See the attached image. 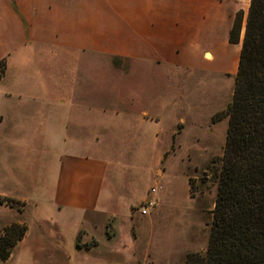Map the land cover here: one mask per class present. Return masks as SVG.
<instances>
[{
	"label": "crops",
	"instance_id": "0c3cea01",
	"mask_svg": "<svg viewBox=\"0 0 264 264\" xmlns=\"http://www.w3.org/2000/svg\"><path fill=\"white\" fill-rule=\"evenodd\" d=\"M239 9L233 0H0V60H6L0 80V181L15 179L10 166L18 165L11 160L17 150L33 152L25 162L21 159L23 166L44 163L34 188L0 189L1 196L24 202L26 209L25 235L4 263L109 264L106 258L117 253L114 245L101 249L104 240L116 239L109 218L117 216L105 206L108 163L87 155L91 141L82 135L87 109H76L85 116L83 122H63L73 135L60 131L54 152L47 144L49 131L44 144L36 145L37 131L28 128L26 118L77 108L70 95L57 94V84L67 82L56 77L57 61L70 64L73 53L93 54L172 69L176 72L168 76L176 78L235 74L246 15L239 42L231 44L228 38ZM82 144L87 146L83 151ZM98 225H105V232H95ZM110 229L113 236H108Z\"/></svg>",
	"mask_w": 264,
	"mask_h": 264
},
{
	"label": "rangeland",
	"instance_id": "374dc122",
	"mask_svg": "<svg viewBox=\"0 0 264 264\" xmlns=\"http://www.w3.org/2000/svg\"><path fill=\"white\" fill-rule=\"evenodd\" d=\"M234 1H238L244 17L249 0ZM71 56L70 64L57 61L56 77L67 78V82L57 84L56 89L66 98L70 95L77 108L57 109L56 116L26 119L31 122L28 128L37 131L36 145L44 144V132L46 135L49 131V142L45 143L54 152L53 141L64 131L63 122H83L85 116L80 117L76 111L84 113L87 109L82 135L87 134L91 142L98 139L97 144L87 143L91 146L86 149L87 155L108 163L105 206L117 216L108 217L118 232L116 239L104 240L101 248L114 245L117 253L110 257L112 260H105L109 264H179L187 254H203L216 194L208 168L212 159L222 154L227 128L226 118L213 123L212 117L231 101L237 70L235 74L232 70L230 74H185L176 78L168 76L175 70L151 69L127 59L77 53ZM0 61L6 69V60ZM82 146L83 151L87 146ZM32 153L25 150L21 155L22 150H17L11 157L18 162L10 166L15 179L0 181L1 190L19 193L34 188L37 177L44 173V163L28 167L20 164ZM189 180L194 187L191 193ZM151 188L156 189V206L141 216L137 209ZM12 200L8 206H0V230L15 220L26 225L24 202ZM122 216L130 220V225ZM104 222L106 225L107 219ZM105 225H98L95 232H105ZM107 233L114 235L111 229Z\"/></svg>",
	"mask_w": 264,
	"mask_h": 264
},
{
	"label": "trees",
	"instance_id": "16d2710c",
	"mask_svg": "<svg viewBox=\"0 0 264 264\" xmlns=\"http://www.w3.org/2000/svg\"><path fill=\"white\" fill-rule=\"evenodd\" d=\"M242 21L239 11L229 43L239 42ZM4 72L0 61V80ZM224 118L223 151L208 168L216 194L207 247L203 254H187L179 264H264V0H249L231 101L212 122ZM188 184L191 193L194 187L190 180ZM13 202L0 195V206ZM25 232L24 223L0 230V263Z\"/></svg>",
	"mask_w": 264,
	"mask_h": 264
},
{
	"label": "built area",
	"instance_id": "2783aa9c",
	"mask_svg": "<svg viewBox=\"0 0 264 264\" xmlns=\"http://www.w3.org/2000/svg\"><path fill=\"white\" fill-rule=\"evenodd\" d=\"M156 192L155 188H151L150 193L147 199L143 202L142 206H139L138 213L141 216L147 215L151 210H153L156 206V199L153 197L154 193Z\"/></svg>",
	"mask_w": 264,
	"mask_h": 264
}]
</instances>
